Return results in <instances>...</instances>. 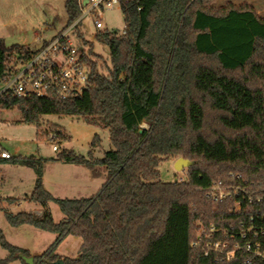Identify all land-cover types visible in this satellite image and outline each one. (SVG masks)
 <instances>
[{
  "label": "trees",
  "instance_id": "16d2710c",
  "mask_svg": "<svg viewBox=\"0 0 264 264\" xmlns=\"http://www.w3.org/2000/svg\"><path fill=\"white\" fill-rule=\"evenodd\" d=\"M215 4L128 0L122 6L125 34L107 29L96 34L109 49L107 73L101 72L92 48L83 55L91 74L90 87L81 96L67 101L0 97V111L17 109L26 124L40 127L43 115L75 116L109 130L112 148L102 158H94L92 151L85 157L55 150V160L85 167L94 176L99 167L107 169V181L90 198L54 197L43 186L42 158L0 159L33 169L36 180L28 201L43 210L37 216L2 207L8 222L57 235L49 249L34 256V264L60 259L64 264H245L249 258L251 264H264L246 250L218 261L216 252L205 255L206 238L199 240L201 226H214L232 233L233 242L250 241L253 249L257 243L264 252V235L255 236V229L264 226V202L257 203L254 196L250 203L240 195L217 204L207 197V189L219 181L253 184L254 190L264 186V19L248 3ZM65 7L70 26L82 8L79 0H66ZM35 52L23 45L7 47L0 39V87L17 63ZM49 129L46 137L54 142L68 138L54 125ZM98 142L96 136L93 147ZM180 157L193 162L185 169V180H161L159 165ZM239 174L249 183L235 179ZM258 195L264 197V192ZM50 203L59 206L63 219L54 220ZM70 235L82 239L76 258L56 253ZM222 238V233L214 235ZM0 244L9 251L0 264L31 255L7 242L1 231Z\"/></svg>",
  "mask_w": 264,
  "mask_h": 264
},
{
  "label": "rangeland",
  "instance_id": "374dc122",
  "mask_svg": "<svg viewBox=\"0 0 264 264\" xmlns=\"http://www.w3.org/2000/svg\"><path fill=\"white\" fill-rule=\"evenodd\" d=\"M228 2L239 6L250 4L259 17L264 19V0H216V6H224ZM66 0H0V39L7 47L23 45L32 51L40 50L45 42H49L69 28V17L66 11ZM103 29L122 33L125 30V18L121 6L100 12ZM98 30L94 18L87 16L78 30L70 32L75 45L82 51L92 48L93 58L98 62L101 72L107 73L111 68L107 45L96 39ZM49 125L62 129L68 138L62 142H54L46 137ZM148 128L147 124L142 125ZM98 144L93 147L95 137ZM73 150L85 157L90 151L94 158H102L112 148L109 130L96 124L88 123L82 117L43 115L40 127L22 122V115L17 109L0 111V152L6 151L12 157H31L46 160L43 168V186L54 197L61 199L90 198L98 193L108 178L105 167H99V175L85 167L65 164L55 160L57 154L54 147ZM175 159L164 160L159 165L161 180L175 182L185 180V170L175 169ZM36 174L33 169L12 165L0 160V231L11 245L27 250L31 255H41L54 243L57 235L36 229L24 224L12 226L2 210L11 213L37 212L42 208L29 202L26 198L32 194ZM8 197L20 198V204L8 205ZM49 210L56 222L64 218L59 206L49 204ZM82 239L67 236L56 247V253L62 257L76 258ZM9 251L0 244V260L6 259ZM7 264H25L20 258Z\"/></svg>",
  "mask_w": 264,
  "mask_h": 264
},
{
  "label": "built area",
  "instance_id": "2783aa9c",
  "mask_svg": "<svg viewBox=\"0 0 264 264\" xmlns=\"http://www.w3.org/2000/svg\"><path fill=\"white\" fill-rule=\"evenodd\" d=\"M84 0H79L82 8V15L72 23L66 32L60 34L49 42H45L40 50L33 53L23 62H18L16 72L7 77L0 87V97L5 94H13L20 98L27 97H55L62 101L72 100L81 96L90 87L91 68L84 62L83 55L87 51H82L77 47L71 38L70 32L76 30L87 16L94 18V25L97 30L103 31L104 24L101 21L100 12L112 9L115 6H123L128 0H88L85 5ZM140 0H137L139 2ZM141 7L138 8L140 10ZM125 34V30L122 32ZM58 148L55 146L54 150ZM12 156L6 152H0L1 159H10ZM233 177V176H232ZM235 179H243L239 174ZM249 183L247 179H243ZM260 186V185H259ZM264 192V186L254 190V185L248 187L241 185L225 184L222 181L215 183L207 189V197L214 203L220 204L240 195L248 197L249 202L253 203L254 196L257 203H263L264 197L259 196ZM257 196V197H256ZM241 209V203L235 202V210ZM264 219V217H263ZM258 234L264 235V226L255 229ZM216 233H222V239H214ZM206 238L205 255L216 252L220 255L218 261H230L234 259L236 252L246 250L255 256L264 259V252L259 250L260 245L248 241L245 245L233 242L234 236L227 230L212 227L207 230L201 226L199 240ZM244 237V235H242ZM199 241L194 242L193 246H198ZM252 259L245 260V264H251Z\"/></svg>",
  "mask_w": 264,
  "mask_h": 264
},
{
  "label": "water",
  "instance_id": "95a60500",
  "mask_svg": "<svg viewBox=\"0 0 264 264\" xmlns=\"http://www.w3.org/2000/svg\"><path fill=\"white\" fill-rule=\"evenodd\" d=\"M83 3L86 5L88 3V0H84ZM193 164L192 161L185 159L183 157H180L175 162V169L178 172H183L185 169L190 167ZM19 258L25 262V264H34V256H27L24 254H20ZM53 264H64L63 260H57Z\"/></svg>",
  "mask_w": 264,
  "mask_h": 264
},
{
  "label": "crops",
  "instance_id": "0c3cea01",
  "mask_svg": "<svg viewBox=\"0 0 264 264\" xmlns=\"http://www.w3.org/2000/svg\"><path fill=\"white\" fill-rule=\"evenodd\" d=\"M0 159H1V158H0ZM8 198H9V197H8ZM12 198H14V197H12ZM28 198H29V197H27L26 199L28 200ZM16 199L19 200V203H16V204H20L21 199H20V198H16ZM42 213H43V210H41V209L37 212L38 216L42 215ZM33 256H37V255H33ZM60 256H61V255H60Z\"/></svg>",
  "mask_w": 264,
  "mask_h": 264
}]
</instances>
